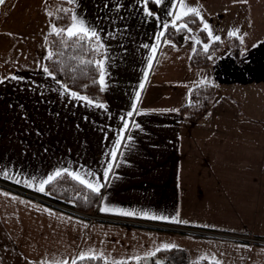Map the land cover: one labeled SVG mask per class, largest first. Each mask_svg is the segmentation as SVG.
<instances>
[{"label":"crops","instance_id":"crops-1","mask_svg":"<svg viewBox=\"0 0 264 264\" xmlns=\"http://www.w3.org/2000/svg\"><path fill=\"white\" fill-rule=\"evenodd\" d=\"M172 3L179 10V0H163L156 10L148 4L157 20L145 15L142 0H74L73 12L105 44L107 87L96 101L69 87L65 92L64 83L42 71L46 36L58 27L49 0L10 1L0 18V264L71 263L89 248L107 260H137L164 244L176 245L189 261L264 264V58L260 49L238 63L230 56L220 31L245 27L247 13L214 4L212 34L220 46L208 66H193L198 33L191 31L183 44L169 36L156 40L161 22L172 19ZM237 10L239 16H226ZM205 80L215 89L210 109L190 119L182 107ZM73 91L93 103L73 98ZM115 148L113 162L108 153ZM109 163L100 208L141 215L101 212L93 219L50 204L36 190L64 168L105 183Z\"/></svg>","mask_w":264,"mask_h":264},{"label":"trees","instance_id":"trees-1","mask_svg":"<svg viewBox=\"0 0 264 264\" xmlns=\"http://www.w3.org/2000/svg\"><path fill=\"white\" fill-rule=\"evenodd\" d=\"M50 10L58 28H66L72 20L73 4L68 0H49ZM150 8L156 10L157 5L154 2L149 3ZM65 10H68L67 12ZM193 20L195 22H193ZM188 23L191 29H197L200 43H196L191 56V64L195 67H205L210 64V54L220 46L218 40H211L207 31L202 30L200 19L194 16L185 17L177 23ZM188 32L186 29L177 31L169 27L165 36H169L177 44H183ZM62 41H66L63 43ZM46 43L49 51L54 53L51 60L46 59V66L54 76L64 83L67 87L85 94L89 98L99 101L102 98L101 85L98 82V69L92 65L81 61L100 60L103 56V50L99 54L92 51L96 47L95 41L85 42L83 44L69 40L66 36H58L52 32L46 36ZM208 45V50H204V45ZM234 44V43H233ZM233 46V45H232ZM236 53L239 54V42H236ZM215 94L214 86L210 83H201L194 86L190 92V100L182 107V111L193 120H200L209 111L212 99ZM42 197L56 203L70 207L71 209L86 214H102L100 205L103 193H93L78 182L72 180L67 175L57 178L51 184L46 186V192L41 193ZM80 215L78 213H74ZM83 216V215H81ZM112 260L104 258L85 259L79 264H105ZM213 264V261L197 260L189 261L184 254L172 248L162 250L156 256H147L138 260L120 261L123 264ZM71 264V263H69Z\"/></svg>","mask_w":264,"mask_h":264},{"label":"snow or ice","instance_id":"snow-or-ice-1","mask_svg":"<svg viewBox=\"0 0 264 264\" xmlns=\"http://www.w3.org/2000/svg\"><path fill=\"white\" fill-rule=\"evenodd\" d=\"M6 0H0V5L5 4ZM150 2H154L156 5H161L163 3V0H142L143 3V11L145 13L146 16L148 17H153L155 16V14L148 8V4ZM68 3H74V0H68ZM170 7L173 9V11H169L167 13V15L169 17H172L170 23L167 22H161L162 23V28L161 31L159 33V35L156 37V40L159 42L161 40L162 37L165 36L167 30L169 29V27H172L174 29H176L177 31L182 30V29H186L188 32H191L192 29L188 27V23L184 22V23H177L178 21L183 20L185 17H189L194 16L200 19L201 23L203 24V29L208 32L209 37H212L215 40H219L220 37L219 36H215L213 37L212 31L208 25L207 22L204 21V18L201 14V11L199 10V8L197 7H192L189 6L185 3V0H179V10H177V4L176 3H172L170 5ZM66 12L68 10H65ZM49 15L51 16L52 13H49ZM72 23L67 26L66 28H58L55 24L52 25V33L58 35V36H66L69 40H73L76 43L79 44H83L85 42H89V41H95L96 47H94L92 49L93 52L99 54L101 52V50H105V44L103 43L101 36L99 34V32L97 30H95L93 27L89 26L86 24L85 20L81 17L78 16V14H76L75 12L72 13ZM155 18L157 20H159L160 18L158 16H155ZM193 22H195L193 20ZM229 36H236L237 32H229L228 33ZM242 39V38H241ZM63 43H66V41H62ZM196 43H200V41L196 40ZM165 44H169L171 43L168 40L164 41ZM159 45H153L151 47V51L153 53V56L149 58V64L148 67L151 68L152 67V59L156 54L157 51V47ZM144 47H149V45H144ZM172 47H175V45H172ZM204 50L207 51L208 50V45L205 44L204 45ZM54 53L52 51H49L47 53V57L46 59L51 60L53 57ZM82 64L87 63V64H92L94 65L99 72V80L98 81H94V82H98L101 85V91H104L105 88L107 87L106 83H105V79H106V69H105V59H100V60H88V61H81ZM42 71L44 73H46L49 77H51L52 79H55L54 74L50 71V69L47 66H43L42 67ZM11 79H22L20 77H16V76H12L10 77ZM145 81H147V73H145ZM0 83H3V80H0ZM57 83H59V81H57ZM201 83H208V81H201ZM145 87L144 83H141L139 85V89L143 90ZM64 91L65 92H69V89L67 88V86H64ZM70 95L78 100H85L87 101L89 104H92L93 101L90 100L88 97L86 96H81L79 93L77 92H70ZM141 99V91H137L136 92V102L139 103ZM97 107H101L104 108L106 107L103 104H99L96 105ZM136 109V104H133V110ZM133 115V112L130 111L127 113V116L131 117ZM123 119V117L121 118ZM136 128H139L138 124L134 125ZM124 129L127 130L128 129V123L127 121H125L124 123ZM129 140H131V136L128 137ZM123 140V135H121V137L117 140V146H119L121 144ZM125 147H127V145H124ZM117 151L118 148H115L113 151H111L110 153H108V155L111 156L112 161H116L117 159ZM113 167V163H109L107 165V168L105 169L103 176H104V181L105 183H101L99 181L98 178H95L93 176V174L91 172H86L83 175H81L80 172L77 171H71L67 168L64 169H60L57 170L55 173H53L52 175H49L46 179H43L41 181H39V186L36 188L37 191L39 192H45V186L48 184H51L53 181H55L57 178H61L64 175H67L68 177H70L72 180L78 182L80 185L84 186L85 188H87L88 190H90L93 193H97L99 194L101 192V188L106 186V182L108 180L109 177V173L111 171ZM4 176H7V172H3ZM89 177H92L93 179H95V183H93V179H89ZM17 183H20L19 180L16 181ZM27 186L32 187V183L30 181H26ZM101 212H117L120 215H124V216H137V215H141V213H137L134 211H125L122 209H112L109 207H101L100 208ZM142 215L145 218L148 219H153V220H168L169 218L163 215H149L147 212L142 213ZM71 219V218H69ZM171 222L173 223H187V221H181L179 219H177L176 217H173ZM82 223V222H81ZM83 227L87 228L88 225L87 224H83ZM176 245L174 244H164L161 247H157L155 249V251L149 253V255L151 256H156V254L162 250H168V249H172L175 248ZM103 253L100 254V256L98 257L97 254L95 253V251L91 248H89L87 251H81L76 257H74L71 260V264H79L80 261H84L85 259H97V258H102ZM136 259L138 260L139 257H136ZM54 264H69L68 261H56L54 262ZM105 264H109L108 261H105ZM112 264H123V262L120 261H113ZM156 264H160V261H156ZM213 264H221V262L219 260H216L215 257H213Z\"/></svg>","mask_w":264,"mask_h":264},{"label":"rangeland","instance_id":"rangeland-1","mask_svg":"<svg viewBox=\"0 0 264 264\" xmlns=\"http://www.w3.org/2000/svg\"><path fill=\"white\" fill-rule=\"evenodd\" d=\"M11 0H6L5 4H3L0 7V18L1 16L6 12V9L9 5ZM197 5L193 7L199 8L201 11V14L204 18V21L208 23L211 31L217 30V21H212L214 18L215 10L211 9L210 5H219V7L226 3L228 4V7H235L236 5H239L244 8V12L246 11L247 14H245V20L242 24H245V22L248 20V25L245 24V27H240L238 25H233L229 32H237L236 36H229L228 31L225 35L224 32L226 30H221L219 35L222 39V43L225 47H227L230 53L231 57H234L236 62H241L244 58L243 55H245L248 59L255 56H259L261 54V57L264 58V12H259L264 10V0H196ZM210 6V7H208ZM208 7V8H207ZM251 12V13H250ZM250 13V14H248ZM238 10L233 12V14H226L228 18H231L232 16H239ZM250 15L249 18H247ZM201 23V21H200ZM241 25V24H240ZM201 27H203V24H200ZM193 33H198L195 29H192ZM217 36V33L215 34ZM199 38V34H198ZM242 38V39H241ZM212 40V39H211ZM239 42L240 51L239 54L236 53V42ZM234 43V44H233ZM233 45V46H232ZM260 49V54L258 50ZM244 56V57H245ZM243 58V59H242ZM254 84V81L250 83V87ZM255 94V93H254ZM257 96V95H256Z\"/></svg>","mask_w":264,"mask_h":264},{"label":"built area","instance_id":"built-area-1","mask_svg":"<svg viewBox=\"0 0 264 264\" xmlns=\"http://www.w3.org/2000/svg\"><path fill=\"white\" fill-rule=\"evenodd\" d=\"M44 199H45V198H44ZM46 201L49 202L50 204L54 205V206H57V207H60V208L64 209V210H66V211H68V212H70V213H78V214L83 215V216H89L90 218H93V219L101 218V217L99 216V214H86V213H80V212H77V211L71 209V208L68 207V206H65V205H62V204L56 203V202L51 201V200H49V199H48V200L46 199ZM187 230H189V229H187ZM201 232H202V231H201Z\"/></svg>","mask_w":264,"mask_h":264},{"label":"water","instance_id":"water-1","mask_svg":"<svg viewBox=\"0 0 264 264\" xmlns=\"http://www.w3.org/2000/svg\"><path fill=\"white\" fill-rule=\"evenodd\" d=\"M2 5H0V7H1Z\"/></svg>","mask_w":264,"mask_h":264}]
</instances>
